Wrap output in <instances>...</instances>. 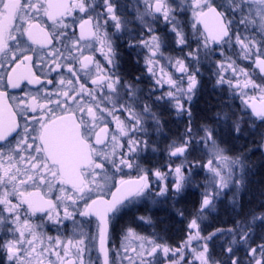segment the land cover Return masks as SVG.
Here are the masks:
<instances>
[{"label":"snow or ice","instance_id":"snow-or-ice-1","mask_svg":"<svg viewBox=\"0 0 264 264\" xmlns=\"http://www.w3.org/2000/svg\"><path fill=\"white\" fill-rule=\"evenodd\" d=\"M135 9L141 30L133 34L128 28L133 21L115 0H0L4 264H264V235L260 243L254 239L257 221L264 225V213L203 235L206 211L215 208L225 190L244 186L247 164L244 152L229 154L219 127L194 128L184 103L191 101L200 83L199 68L193 64L199 65L201 52L205 57L218 53L222 58L215 61V83L226 84L240 99L242 115L222 109L216 124H228V135L239 140L247 118L264 148V128L258 127L264 126V0H136ZM188 13L190 20L180 19ZM158 21L168 26L170 41L156 31ZM116 32H128V47L144 51L154 81L147 98L136 82L117 71ZM172 44L181 56H165ZM234 47L239 49L237 59L225 55L226 48ZM238 60L251 64L243 67ZM36 68H47L46 76L57 72L60 78L42 80ZM24 83L40 89L35 95L9 96L6 89H21ZM45 83L54 89L49 91ZM165 86L167 90L151 100ZM160 101L178 116L187 114L188 125L166 146L164 164L145 167L140 161L150 146L149 128H162L153 108ZM193 152L205 159L189 160ZM188 188H202L199 206L176 247L127 226L121 229L120 245H114L112 232L123 215L142 201L176 198ZM232 203H237L235 197ZM37 214L40 223L33 221ZM177 214L187 219L184 211L177 209ZM136 218L151 223L150 217ZM45 219L58 231L70 221L72 236H46L41 231ZM217 237H226L219 258L209 246ZM134 241L139 242L135 247Z\"/></svg>","mask_w":264,"mask_h":264},{"label":"flooded vegetation","instance_id":"flooded-vegetation-1","mask_svg":"<svg viewBox=\"0 0 264 264\" xmlns=\"http://www.w3.org/2000/svg\"><path fill=\"white\" fill-rule=\"evenodd\" d=\"M117 5L120 6V11L127 16L129 20L133 22L128 25V28L132 30L133 34L140 32V25L138 21H135V3L136 0H115ZM179 0H177V3ZM71 18H69L70 20ZM181 20L188 19L190 20V13L182 14L180 16ZM154 27L156 31L163 35L167 36L169 41L171 34L168 33V26H166L163 21H158L155 23ZM188 31H190V26ZM109 32H115L114 28L109 27ZM114 41V47L117 53V71L118 73L126 80L136 82L141 94L146 98L148 97L150 89L154 87V81L150 74L147 72L145 62H144V51L139 48H129V34L128 32H116L112 37ZM195 43H192V48H195ZM165 56L178 57L181 56L180 49L172 44L170 47L166 48ZM188 51L187 48L184 49V53ZM238 48H226L225 55L232 56L233 59H237L234 53H238ZM96 56L98 59H103L100 54L97 52ZM222 57L217 53L215 55H209L205 57L203 52H201L200 63L199 65L193 64V68L198 67L199 72L197 73V79L200 81L195 95L192 97L191 101H184L185 106L190 108L192 113V126L198 128L202 124H209L221 129V139L225 146L230 149L229 154H233L231 150H244L246 159H249L250 162L249 168L247 169L246 174L247 182L245 185L240 188L238 191L241 198L251 199L253 196L250 193V190H254V183L258 179V169L264 165V148L259 147V137L255 132H252L249 129V123L247 118H245V123L243 128L245 130V135H243L239 140L233 138V136L228 135V124L221 123L216 124V113L221 111H228L234 116L242 115V105L239 98H234L233 93L229 90L228 86L225 84L223 86L216 85V76H215V61L221 59ZM165 64L166 61H163ZM238 63L243 67H248L251 64V61L247 60H238ZM168 71L174 73L175 76L180 74L175 71L174 68H168ZM251 70V69H250ZM37 75H40L42 80L53 79L54 82L60 78L57 72H52L50 75H45L47 73V68L41 71L40 68L34 69ZM230 75V73H229ZM136 77H140L139 81H135ZM45 87L52 91L54 85H48L45 83ZM23 89V91H21ZM21 89H6L9 93V96H18L22 97L25 93H31L35 95L37 90L40 89V85L27 84L24 83L21 85ZM167 86L164 89H158L155 91V94L151 97V100H155V96L161 94L162 91H166ZM41 94L43 92L41 91ZM154 110L158 113L161 119V131L157 132L153 127L149 128V133L147 139L149 140V149L146 153L142 154L141 163L145 167H154L160 164H164L167 161V152L166 146L170 144L173 140H177L181 134L185 131L186 126L188 125V116L187 114L177 115L176 111L171 108L167 102L160 101L153 105ZM151 123V122H149ZM230 123V121L228 122ZM264 128V126H258ZM237 141H240L237 142ZM241 141L243 143H241ZM241 146V147H239ZM152 147H155L157 150L152 151ZM203 154L200 152H193L189 155L188 159L193 160L201 159ZM175 159V158H174ZM179 163V161H176ZM125 171H128L125 169ZM249 172V173H248ZM255 173V175H253ZM117 179L119 176L116 177ZM202 174L197 178L199 181H202ZM259 182V181H258ZM201 189L188 188L180 196L173 198L171 195L167 198L158 197L155 200L148 199L142 201L137 205L136 209L132 212L123 215L120 219L119 224L116 226V229L112 232V242L115 246H119L122 238L123 232L121 229L127 227H132L137 233L141 236L149 237L155 239L160 243H166L172 247H176L185 237H186V226L188 219L191 218L192 213L195 208L199 206L200 191ZM237 192V191H236ZM190 196H195L197 202L194 206H188V198ZM177 209L184 211L185 217L187 219L180 217L177 214ZM248 209V208H247ZM246 210V209H245ZM224 207H218L217 213L214 216L208 218V220H203L201 223V228L203 229V235H208L209 233L215 231L217 228H228L232 226L237 219L234 215L235 213L229 214L228 216L224 213ZM241 211L243 209L241 208ZM252 213H247L249 217ZM41 214H37L36 217H33L35 223H40ZM147 216L150 217L151 223L140 221L136 217ZM244 216H240V218ZM250 219V218H249ZM87 230V229H86ZM46 236L56 237L61 235V238H67L72 236L73 233V224L70 221H65L64 225L60 226L59 231L53 223L45 219L44 226L41 229ZM221 239L225 240L226 237H217L212 242H210V248L214 250L215 255L219 258L220 253V241ZM47 243V241H46ZM139 242L134 241L132 246H137ZM243 255V250L238 253ZM93 258H95L96 253H92ZM54 260L55 257H52ZM0 264H4V254L0 253ZM124 264H127V261H124Z\"/></svg>","mask_w":264,"mask_h":264},{"label":"rangeland","instance_id":"rangeland-1","mask_svg":"<svg viewBox=\"0 0 264 264\" xmlns=\"http://www.w3.org/2000/svg\"><path fill=\"white\" fill-rule=\"evenodd\" d=\"M233 155H238V154L237 153H233ZM201 159H205V157H201ZM245 160H246V164H247V167H246L245 171H247V169L248 170L251 169V168H249L250 162H248L249 159H246V156H245ZM247 175L248 174H246V177H245V183L247 182V177H248ZM253 175H255V173ZM202 177H203V174H202ZM240 193H239V191L236 188L225 190L223 195L215 202V208L213 210H207L206 211V219L205 220H208L209 217L214 216V214L217 213V208L218 207H224V209H225L224 213L227 216L229 214H232V212L235 213L234 216L237 219H241L240 216H244V218L243 217L242 218L247 220V219H249L252 216V214L259 215V214L264 213V199L263 198L260 201H257L255 206L247 205L248 209L245 208L246 210L243 209V211H241V209L239 207L240 204H241ZM234 197H235V200L237 202L235 205L232 203V200H233ZM246 202H248V200ZM247 213H252V214L249 217H247ZM262 235H264V225H261L259 223V221H257V224L255 226V236H254V239H255L256 243H260L261 242L260 237ZM223 243H224V240L221 239L220 245L223 244Z\"/></svg>","mask_w":264,"mask_h":264},{"label":"trees","instance_id":"trees-1","mask_svg":"<svg viewBox=\"0 0 264 264\" xmlns=\"http://www.w3.org/2000/svg\"><path fill=\"white\" fill-rule=\"evenodd\" d=\"M240 143V141H237ZM241 143H243L241 141ZM241 147V146H239ZM233 153H237L239 154V152H244V150H231ZM258 179L256 181V183H254V190H250V193L252 194V198L251 199H247L248 202H246V198H241V204H240V209H245L249 206H255L257 201H260L262 198L264 199V165H262L259 169H258ZM259 181V182H258ZM188 202V206L192 207L196 204L197 199L195 196H190L187 200Z\"/></svg>","mask_w":264,"mask_h":264}]
</instances>
